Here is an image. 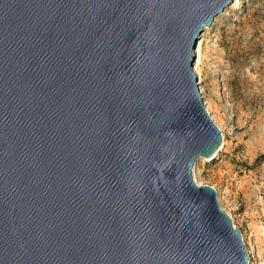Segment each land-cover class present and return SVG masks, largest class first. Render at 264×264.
Listing matches in <instances>:
<instances>
[{
  "label": "water",
  "instance_id": "1",
  "mask_svg": "<svg viewBox=\"0 0 264 264\" xmlns=\"http://www.w3.org/2000/svg\"><path fill=\"white\" fill-rule=\"evenodd\" d=\"M233 0H0V264H248L193 71Z\"/></svg>",
  "mask_w": 264,
  "mask_h": 264
},
{
  "label": "rangeland",
  "instance_id": "2",
  "mask_svg": "<svg viewBox=\"0 0 264 264\" xmlns=\"http://www.w3.org/2000/svg\"><path fill=\"white\" fill-rule=\"evenodd\" d=\"M198 37L193 71L222 140L192 175L216 188L243 236L248 264H264V0H233Z\"/></svg>",
  "mask_w": 264,
  "mask_h": 264
}]
</instances>
